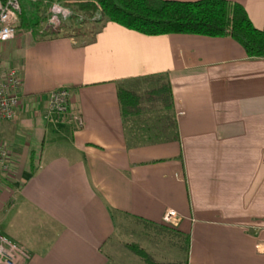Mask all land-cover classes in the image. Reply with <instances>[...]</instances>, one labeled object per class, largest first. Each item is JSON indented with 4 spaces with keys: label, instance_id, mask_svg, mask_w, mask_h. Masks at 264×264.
I'll return each instance as SVG.
<instances>
[{
    "label": "crops",
    "instance_id": "obj_1",
    "mask_svg": "<svg viewBox=\"0 0 264 264\" xmlns=\"http://www.w3.org/2000/svg\"><path fill=\"white\" fill-rule=\"evenodd\" d=\"M234 1L264 30V0ZM3 64L19 67L21 91L0 120L11 159L0 235L28 251L25 264H146L130 246L143 247L137 222L161 227L143 247L158 263L168 253L167 264H264V54L247 57L228 36L144 35L103 20L84 42L16 27L0 43ZM162 82L168 101L143 97L120 113L118 87ZM58 86L80 127L46 112Z\"/></svg>",
    "mask_w": 264,
    "mask_h": 264
},
{
    "label": "trees",
    "instance_id": "obj_2",
    "mask_svg": "<svg viewBox=\"0 0 264 264\" xmlns=\"http://www.w3.org/2000/svg\"><path fill=\"white\" fill-rule=\"evenodd\" d=\"M52 3L69 9L53 28L47 24ZM19 7L16 27L29 29L36 39L75 36L84 42L100 21L107 20L144 35L228 36L242 47L247 57L264 54V30L254 26L244 7L234 0H19ZM116 97L120 113L126 116L143 97L151 102L168 101L169 89L164 82L142 93L118 87ZM4 174L0 171L1 177ZM130 246L144 263L160 264L143 248Z\"/></svg>",
    "mask_w": 264,
    "mask_h": 264
},
{
    "label": "built area",
    "instance_id": "obj_3",
    "mask_svg": "<svg viewBox=\"0 0 264 264\" xmlns=\"http://www.w3.org/2000/svg\"><path fill=\"white\" fill-rule=\"evenodd\" d=\"M19 0H0V43L13 38L19 13ZM69 13V9L52 3L49 7L47 24L52 28L58 24L59 17ZM21 91V75L16 65L3 64L0 67V120L14 117ZM45 109L62 121L71 122L75 127L83 123L79 110L72 107L66 86H58L45 93ZM11 168L7 145L0 142V171ZM163 218L166 222L176 221L178 215L167 208ZM28 251L20 244L0 235V264H25Z\"/></svg>",
    "mask_w": 264,
    "mask_h": 264
},
{
    "label": "rangeland",
    "instance_id": "obj_4",
    "mask_svg": "<svg viewBox=\"0 0 264 264\" xmlns=\"http://www.w3.org/2000/svg\"><path fill=\"white\" fill-rule=\"evenodd\" d=\"M90 24H92V23H90ZM90 24H86V26H91ZM149 79V78H148ZM151 80L149 79V83H151L150 82ZM9 150V149H8ZM9 154H10V152H9ZM8 172H11V168L9 169V171ZM136 223V222H135ZM137 226H138V228H139V232H140V236H139V241H137L141 246H143L145 249L147 248L148 249V242H147V235L146 234H152L153 235V233H155L156 235H159L160 236V233L161 234H163V231H162V229H161V227H153V226H149V225H147V224H144V223H139V222H137ZM134 228V231L136 230V228H135V226L133 227ZM129 228H121L120 230H121V232L124 234L123 236L125 237V239L126 240H132V233L133 232H131L130 230H128ZM161 230V231H160ZM136 234H138V233H135L134 232V241H136ZM168 234H170V233H166V235H168ZM165 235V234H164ZM172 237V236H171ZM159 238H161V237H159ZM155 245H157L156 243L154 244L153 242H149V249H150V251L149 252H151L152 251V249H154V248H156V246ZM143 247H141V248H143ZM168 249H170V247H165V248H159L158 247V245H157V250L158 251H160V252H162V253H164V251L163 250H168ZM167 252V251H166ZM167 255V258L165 259V256H164V254L161 256V255H159L158 253H157V255H156V257H155V259H157V261H159V263L160 264H167L168 263V261L167 260H169V256H168V253L166 254ZM119 259H123L124 258V255L122 254L121 256H119L118 257Z\"/></svg>",
    "mask_w": 264,
    "mask_h": 264
}]
</instances>
